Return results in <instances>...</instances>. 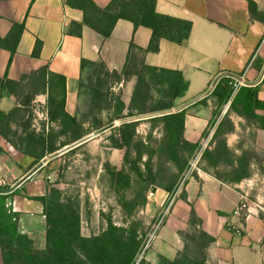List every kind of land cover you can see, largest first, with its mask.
I'll return each mask as SVG.
<instances>
[{
    "label": "crops",
    "instance_id": "1",
    "mask_svg": "<svg viewBox=\"0 0 264 264\" xmlns=\"http://www.w3.org/2000/svg\"><path fill=\"white\" fill-rule=\"evenodd\" d=\"M92 1L99 7H105L111 0ZM253 1L257 9L264 12V0ZM155 10L191 21L188 38L183 44L160 38L156 50H147L152 30L143 25L135 27L124 18H119L110 35L104 37L83 23L80 8L72 7L64 0H0V39L7 36L14 24H23L9 65L10 52L0 46V77L18 81L22 75L44 66L54 74L63 75L65 111L75 116L78 122L82 73L96 64H101L108 72L120 73L126 62L143 58L147 65L179 70L188 82L184 96L180 97L182 103L204 92L221 72L240 75L249 82L258 79L263 63L260 68L258 65L261 60L264 62V22L250 17L247 0H156ZM38 41L39 54L33 56L32 50ZM130 45L133 47L130 48ZM82 61H85L83 65ZM134 82L135 76L132 75L114 82L111 88L121 87L124 97L129 100ZM256 85L259 87L258 98L264 101V77ZM47 95V91L40 92L32 100L31 127L36 131L58 128L48 115L46 119L38 116L47 113ZM216 100V95L209 94L204 100L184 108L185 139L190 142L205 140L203 133L212 117ZM16 105L18 103L13 94L4 91L0 98V110L7 113ZM228 106L229 102L223 113ZM234 115L236 119L233 116L230 118L235 128L227 145L238 154L242 143L235 131L239 130L243 119ZM81 125L84 128L85 123ZM13 128L20 130L15 124ZM256 132L251 144L254 148L248 157L249 174L243 178L256 184V194L250 189L243 191L240 187L242 181L224 182L197 166L192 167L185 182L172 192L174 200L147 252L148 260L158 259L159 255L173 259L183 246L180 233L200 228L215 239L208 252L216 264H264V129H257ZM211 135L206 139H210ZM0 146L3 149L0 153V177L6 168L14 167L17 170L14 181H17L31 169L33 157L15 149L1 135ZM256 179L262 181V189ZM27 180L11 195L16 204L12 207L19 215L42 208L25 192ZM244 192L247 193L248 209L241 218L239 205ZM249 192L252 196L256 195L255 200L248 195ZM170 194L162 188L150 191L147 206L161 208ZM191 208L200 218V224L190 223ZM217 211L226 214L220 215Z\"/></svg>",
    "mask_w": 264,
    "mask_h": 264
},
{
    "label": "trees",
    "instance_id": "2",
    "mask_svg": "<svg viewBox=\"0 0 264 264\" xmlns=\"http://www.w3.org/2000/svg\"><path fill=\"white\" fill-rule=\"evenodd\" d=\"M64 1L72 7L80 8L83 11V23L104 37L110 35L119 18L130 20L135 27L138 25L149 27L152 33L147 50H156L160 38L183 44L188 38L192 25L189 20L156 12V0H111L105 7L97 6L92 0ZM247 2L250 17L264 22V12L257 9L253 0H247ZM22 29L23 24L16 23L7 36L0 39V46L10 52L8 65L16 51ZM132 47L133 45H130V48ZM39 50L40 42L38 41L32 50V55L38 56ZM83 62L85 61H82V65ZM262 63L263 60L258 65L259 68ZM96 66L110 76V88L114 82L127 79L132 75L135 76V82L127 104L121 98L120 93L116 94L111 91L108 93L109 96L102 95L103 99L109 102L105 108L111 109L110 119L107 123H101V121L93 123L95 125L92 127L93 130L114 119L178 106L174 103L175 99L184 96L188 87V82L181 71L147 65L143 58H138L130 63L126 62L120 73L108 72L101 64H96ZM231 80L232 78L229 76H222L210 93L216 95L219 106L229 102L228 109L215 127L213 138L222 130L225 134L233 132L234 124L230 118L231 112L244 118L258 119L260 127L264 129V101L258 98L259 87L257 85H241L233 94ZM153 87H157L162 92L161 98L154 99ZM65 88V77L48 71L45 66L22 75L18 81L8 79L6 76L0 77V98L4 91H9L18 103L7 113L0 110V135L15 149L33 157L30 168L44 156L88 133V131L83 132L81 121L78 122L75 116L65 111ZM46 91L48 94L47 115L50 121L57 124L58 128L56 130L50 128L48 131L42 128L36 131L31 127L32 106L30 107V104L36 94ZM205 98L207 96L200 100ZM112 100L116 103L114 109L109 107ZM184 115L185 111L182 109L178 112L145 119L149 123L148 137L155 127L161 128L162 137L155 147H152L149 142H144L137 133V126L143 119L125 121L110 128L113 130V133L109 135L112 146L124 150L122 165L117 171V175L125 176L128 179L126 173L136 174L134 187L141 188L143 201H145L144 192L149 189L162 188L168 192L174 190L178 176L184 172L187 160L186 152L190 154L199 148L198 141L190 142L184 138ZM13 124L19 126L20 130L14 129ZM69 133L67 141L58 142L59 138ZM211 141L213 142V140ZM2 150L0 146V153ZM232 151L227 145V140L222 139L216 142L214 148L203 149L201 158L209 156L215 166L224 158L227 166L234 169L231 182H239L249 174V153L242 151L240 155L234 157ZM155 155L159 160V167L156 169L153 166ZM143 156L146 157L144 162L146 172H143L138 164ZM169 162L177 166L176 173L167 174L166 165ZM220 180L224 181L221 178ZM9 188V186L0 184V256L2 264H152L144 256L137 260L145 234V232L143 235L139 233V227H141L139 220H132L127 226H118L112 221H108L100 233L84 236L80 233L79 204L70 197L63 198L59 189L55 187L50 188L43 195L30 196L31 199L42 205L45 216L44 247L41 250H33L29 238L18 228L19 212L14 210L11 202L8 201L14 191L4 192ZM183 195L182 197L185 198ZM131 205L135 206L136 201H132ZM217 212L220 215L226 214L222 211ZM244 215L245 212H242V217ZM189 221L193 225L201 222L193 208L190 211ZM181 234L183 235V246L176 257L169 259L159 255V264H207L208 248L215 239L200 228L181 232Z\"/></svg>",
    "mask_w": 264,
    "mask_h": 264
},
{
    "label": "rangeland",
    "instance_id": "3",
    "mask_svg": "<svg viewBox=\"0 0 264 264\" xmlns=\"http://www.w3.org/2000/svg\"><path fill=\"white\" fill-rule=\"evenodd\" d=\"M218 75V74H217ZM216 75V76H217ZM215 76V77H216ZM130 77V76H129ZM128 77V78H129ZM214 77V79H215ZM214 79L210 83H213ZM110 76L96 65L89 66L82 73V79L80 81V88L82 91V97L80 99L81 112L79 115L80 121L85 123L83 132L91 133L95 130L92 129L97 123H107L110 119L111 109L105 108L108 106V100L103 99L102 95H108L109 92L120 93L121 98L127 104L128 99L125 98L123 89L121 87L110 88ZM209 85V87H210ZM208 87V88H209ZM207 88V89H208ZM154 99H159L163 96L162 92L153 87ZM107 96V97H108ZM108 103V104H107ZM113 109L115 108V101H110ZM175 105L182 103L180 98L175 99ZM33 102L30 107L33 108ZM215 113L212 115L206 130L203 133L205 140L203 142L198 141V149H195L192 153L186 152V163L184 165V171L189 170L193 165L199 167L206 172L213 174L218 179H223L224 182H231L234 172L233 167L227 166L225 159H221L217 165H213L211 158L205 156L201 158L200 151L205 148H214L218 140L231 138L230 133H224V130L219 132L215 138L213 134L217 123L223 117V111L226 104L219 106L218 100L215 101ZM234 112L230 113V116L235 117ZM237 115V114H236ZM242 117V116H240ZM243 122L239 127L238 133L239 141L242 143L240 146V152L232 156L236 157L240 155L242 151L248 153L254 148L252 141L256 136V130L260 129V121L258 119H252L250 117H242ZM232 120V118H231ZM233 121V120H232ZM234 124V121H233ZM235 128V125H234ZM262 129V128H261ZM149 123L143 119L137 126V133L143 138L144 142H149L152 147L159 144L162 137L161 128L155 127L148 137ZM234 132V130H233ZM87 133V134H88ZM113 133L112 129H108L93 137L92 139L81 144L77 148L63 156H58L51 160L48 164L43 166L39 172H36L26 181L25 192L30 196L43 195L49 191L50 188L55 187L59 189L63 198L70 197L72 200L79 204L80 215V233L84 236L100 233L106 226L108 221H112L115 225L127 226L132 220H139L141 227H139V233L143 235L141 251L137 256V260L142 256L152 264H159L158 259L148 260L147 252L152 247V242L156 238V233L160 224L157 227L159 218L162 216L161 208H149L147 206L148 194L151 189L144 192L145 201H143V192L141 188H136V174L129 173L128 179L125 176L119 177L117 171H119L123 161V149H117L112 146L110 134ZM212 133L210 139H206L208 135ZM70 136L65 134L58 139V142L67 141ZM213 140V142L211 141ZM231 149V148H230ZM231 155V154H230ZM229 155V156H230ZM146 157L143 156L138 161L140 169L146 172V166L144 164ZM197 160V161H196ZM154 168L156 169L159 163L156 155L153 160ZM194 166V167H195ZM235 167V166H234ZM167 174H174L177 172V166L169 162L166 165ZM16 168L5 170L3 176L0 177V184L6 186H12L15 183ZM182 174L177 178V185L181 183ZM260 181V188H263L262 181ZM240 187L243 191L247 189L253 190L255 193L256 184L250 183L249 179H242ZM240 182V181H239ZM174 189V190H175ZM172 190L169 193H172ZM256 194V193H255ZM252 200H255V196L252 193L249 194ZM249 197V196H248ZM250 198V197H249ZM136 201V205L132 207V201ZM11 204L16 205L12 200V196L8 198ZM41 207V206H39ZM248 205L240 210L241 218L242 212L246 211ZM18 228L29 240L33 250H41L45 244V218L43 217L42 208L38 211H32L29 213L22 212L19 215ZM183 234V233H182ZM180 233L181 239L183 235ZM148 245V246H147ZM207 264H216L209 256L207 252Z\"/></svg>",
    "mask_w": 264,
    "mask_h": 264
},
{
    "label": "water",
    "instance_id": "4",
    "mask_svg": "<svg viewBox=\"0 0 264 264\" xmlns=\"http://www.w3.org/2000/svg\"><path fill=\"white\" fill-rule=\"evenodd\" d=\"M222 76H229V77H231V78H233L235 80H238L242 85L255 86L264 77V62H263V65L261 67L258 79L253 81V82H249V81L245 80L242 76L234 74V73L221 72L215 77L213 83L210 85V87L208 89H206L204 92L200 93L199 95H197V96L185 101L184 103L179 104L178 106L172 107L170 109H165V110L152 112V113H145V114L135 115V116H131V117H124V118H120V119H114L110 123H108V124L98 128V129H96L95 131L84 135L83 137L73 141L70 144H67V145L63 146L62 148L58 149L57 151H55V152H53V153H51L49 155L44 156L37 164H35L22 177H20L17 181H15V183L12 186H10V188L7 191H4V192H7V193L8 192H12L15 188H17L25 180H27L32 174H34L43 165H45L50 159H52V158H54L56 156H59V155L65 153V152H67V151L79 146L80 144H82V143L92 139L93 137L99 135L103 131L108 130V129L112 128V127H115V126L121 124L122 122L141 120V119H146V118H150V117H154V116H161V115H165V114L181 111L182 109H184L185 107L189 106L190 104H192V103L204 98L205 96L209 95L212 92V90L214 89V87L216 86L218 80Z\"/></svg>",
    "mask_w": 264,
    "mask_h": 264
},
{
    "label": "built area",
    "instance_id": "5",
    "mask_svg": "<svg viewBox=\"0 0 264 264\" xmlns=\"http://www.w3.org/2000/svg\"><path fill=\"white\" fill-rule=\"evenodd\" d=\"M230 84H231V86H232V88H233V94L237 91V89L242 85L238 80H235V79H233L232 78V80L230 81ZM39 117H44L45 119L47 118V113L45 112V114L43 115L42 113H40L39 115H38ZM201 152H202V150L200 151V156H201ZM197 161V160H196ZM195 166V164L193 165V167ZM192 168V167H191ZM190 168V169H191ZM190 169L188 170H185L183 173H182V177H181V183H180V185H179V187H181V185L185 182V180H186V178H187V176L189 175V172H190ZM187 171V172H186ZM246 196H247V193L246 192H244L243 193V196H242V201H241V203H240V205H239V210H243V208L246 206V204H247V201H246ZM173 200H174V195H172V193L168 196V198L165 200V202H164V204H163V206H162V210L163 211H161V212H163L162 213V216H164L166 213H167V211H168V209H169V207H170V205L172 204V202H173ZM248 208H246V210H247ZM245 212V211H244ZM43 217H45L44 215H43ZM162 223V218H159V220H158V224H157V227L160 225ZM236 233L237 234H239V231H236ZM148 246V245H147Z\"/></svg>",
    "mask_w": 264,
    "mask_h": 264
}]
</instances>
